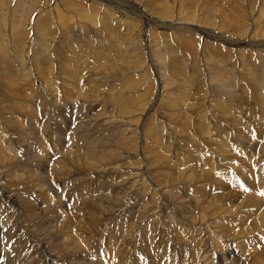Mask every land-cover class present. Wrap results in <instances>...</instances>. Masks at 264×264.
<instances>
[{
	"label": "bare ground",
	"instance_id": "1",
	"mask_svg": "<svg viewBox=\"0 0 264 264\" xmlns=\"http://www.w3.org/2000/svg\"><path fill=\"white\" fill-rule=\"evenodd\" d=\"M5 1L0 0V5L5 4ZM48 1H50L51 4H53V6L49 5L47 7H43V9L38 13V17L35 19V21L33 23L31 22L32 23L31 25L37 23V26L33 27L31 25H27L28 30H26L22 41L16 43L20 36L17 37V39L15 38L16 42H14V44L18 48H20L19 50L22 55L17 56L18 59H14L15 57L13 56L14 58L12 59L17 60L16 61L17 64L14 63L13 61L11 64L5 62L6 63L5 66L0 64L3 66L2 71H0V82L4 80V84L9 86L10 88L11 87L17 88L15 90H21L23 93L26 92L24 91L26 88L30 87L31 90L29 91L32 92L34 91V93L35 91L39 92V95L40 93L43 94L44 90L43 91L36 90V87L39 88L43 83L41 80L39 81L40 84L37 83L36 78L38 77L39 79L40 77L37 75L38 71L36 72V69L37 67L42 68L44 65H48V66L51 65L52 67L53 64H55L53 63L54 61L53 57L56 58V55L63 56L64 51L60 50V44H59L60 41L61 43H64L68 47L67 50L70 51V47H71L70 42L75 41L80 37L74 35L71 41L66 42L63 38H66L65 36L68 33H71L73 35L74 33H76V31H79L78 29L82 27L85 28L92 27L91 28L92 30L89 29L86 32V37L91 36V34L96 35V39L90 38L91 40L89 42L94 48H95L94 45L98 42V40L99 41L101 40L102 42L101 41L100 42L103 43L104 45H113V42L108 40L109 38L108 36L113 35L112 37H114V35L115 36L118 35L119 37L120 34L122 35L123 33L129 39V35H130V39H131L130 41H132L131 44H129L130 47L128 45L127 47L125 46L126 48L125 47L123 48L124 45H122L121 47H119V49L123 48V50L120 51L122 55L120 53L119 54L121 56H125L123 55V53L128 52L129 57L126 55L128 59L125 60L126 61L131 60L133 62L132 66L135 65L137 68L141 69L139 75L136 73L137 71L131 70V68H133L132 66H129L131 63L130 64L127 63L128 64L127 69L132 73V78L130 79L134 78L135 80L136 78H138V76H141L140 77L141 79H143V77H145V79H148L151 76V74L153 75L154 81L156 82V84L154 83V85L156 86L158 83V89H159L156 102L154 101L153 104L149 106V104H151L150 103L151 101L149 102L150 95L153 93L152 90L153 85L152 86L147 85L150 79L147 81V83L141 82L142 80L139 79L135 87H130L129 90L128 87L126 89L128 91L126 92L122 91L124 94L119 97L120 101L114 100L113 104L115 105L114 107L115 110L116 108L121 110L122 114H123V110L125 109L128 110L130 107H132L133 108L132 111L134 112L138 111L139 114L141 113L144 116L143 119L142 120L141 118L140 120H138V118L136 119L135 116L138 113L133 115L134 113H132L131 111L128 112L132 113V115H129L127 117H126L127 114L111 115L112 113L110 114V116L108 115L105 116L108 117V120L110 122L114 123L115 121H117L116 128L118 130L115 129L117 130L116 133L114 131H111V129L109 130L111 132H114V134H116V136L118 137V140H120L121 142L123 141V143H125L130 138L128 137L129 133L125 131L126 129L123 130L125 128V125L135 123L137 128L140 127L141 133L144 130V127L147 125L146 136L144 135L142 139L143 144L140 146L141 158H139L142 159L140 161H144V162L147 161V166L144 171L140 173L135 172L136 174H131V176H129L131 178H129L128 176L125 177V179L123 178L125 181L127 178V183L124 184L123 181V184L125 186L122 187H119L122 185V182L121 185H119L120 183L118 184V182L121 181V179L119 178L120 180H118V182L116 181L117 179H115V174H118L117 170H115V168H117L116 166L115 167L108 166L109 168L106 167L104 171H100V172L98 171L99 173H96L98 174V178L99 179L103 178L107 184H114L116 186V189L120 188L121 189L120 192L121 193L123 192V195H121L123 197L122 200L119 199L116 200V197L114 198L113 196L118 194V192L113 190L114 195H110L108 191L106 196H112L113 198L112 197L109 199L106 198L107 201L105 202L104 205L102 203L104 202V197L103 200H97V198L94 199L90 196L91 197V198L89 197L90 203L86 205L89 207V213H88L86 208H82L84 206L83 204L82 207H80V209L82 208L80 210L79 209L80 204L78 205L76 203L77 202L76 199L78 198L80 199L81 197V196L76 197L77 192L80 190L79 192L84 193L85 191H87L88 188V187H83L87 184L82 185L81 183H79L76 177L84 179L86 173L84 172L85 174L84 175L82 174V170L81 171L79 170L80 168L78 167H80V165L78 166L77 158L76 159L70 158L72 155L75 154L73 153L74 151L73 147L78 146V145L73 146L72 143H74L79 138H81L83 142V138H85L84 135L83 138L80 137L81 134L83 133L82 131L83 129L82 126H84L83 122H85V120L84 121L81 120L82 111L78 110L76 113L75 110L72 109L80 118V120L76 122H72V120L67 121L66 119L61 120V121L64 120L63 122H61L62 124L61 131H63V133H65L64 131H68L67 135L70 134V136L67 137L70 138L68 141L65 140L66 139L65 137L67 135L61 136V140L62 141L64 140V142L66 143L65 145H67L66 147H62L63 146L62 144L61 145L58 144L59 145L58 148L55 145L57 140L51 137L52 138L51 141L53 143V150H52L53 153L49 154V152H43L41 158L35 155L33 156L34 158L32 157L33 159L29 160V162H25L27 160L22 161L23 159L22 160L20 159L22 156L21 157L20 155L15 156L13 155L14 153H12V150H8L7 154L5 155L4 153L3 156V157L6 156L7 160L2 158V156L0 157V159L2 158V160H0V164H3L0 166L5 167L6 169H8L10 166V169L8 171L6 170L7 172H9V174L7 176V173L6 174L4 173L5 174L4 178H3L4 171L3 169L0 170V196L5 201L4 203L0 204V264H92L88 262L91 259L97 260L99 264L102 260L108 259L106 255H109V258L115 264L116 260L124 263V261L119 258L121 255L134 256L135 254L137 255L135 257L136 264H156V263L182 264L181 263L182 260L180 261V259L177 258V256L176 257L175 256L168 257V255L167 257L164 256L165 253L162 252V249L166 250L165 248L167 246L168 247L175 246V248H178L180 250H183L182 247L184 249L186 248L190 252L192 257L191 259L190 255H188L190 257L189 260L191 259L190 263L188 264H233L232 262H238L239 258L234 260L233 246L235 245L236 240H241V238H244L253 232H258L264 227V208L258 209L251 195L247 194L245 196H242L240 193H236V192L233 193L226 190L224 185L220 181H218L214 177V174L212 173L215 172V165L213 160L209 168L210 171L212 172H209V169L204 168L205 166L200 167L201 163L206 161V159L200 162L197 161L195 158L194 159L196 160L195 162L193 161V159H190V161L189 159L186 160L185 158H183V160H180L178 159V157L181 155H185L183 153L190 154L191 152L193 154L196 153L201 156L202 151L205 149V147H206L205 149L206 154L210 153V154L218 155L219 157H226L225 154L229 152L228 146L226 144L227 141L228 143L230 141H240L243 142L246 146H248L249 149L264 152V29H263L264 20L259 21L261 16L259 17V19L258 17L257 18L254 17L253 15L254 8H252L253 0L249 1L248 4L246 3L247 6L245 7L244 5L239 7L238 4L240 2L236 4L235 0H223V3L222 2L221 3L227 4L224 5L227 7L226 9L232 7L234 11L232 13L234 14L225 11L224 12L228 14H224L223 11L220 12L223 14L219 18H222L223 20L222 23L224 22L222 25L220 24L221 25L220 27L215 25V21L217 20L216 17L212 18V16H210L202 20L199 17H197L194 11H193L194 13H188L185 10V7L183 9L182 7L183 3L182 4L176 3V1L171 2V4L168 2V0L165 1V3H163V7L164 6L167 7L164 8L161 7L162 4H158L156 8L158 7L161 8V9L159 8L161 12L159 13V19H158V17L156 18V16L155 17L150 16L148 12L143 11L144 9L142 7L139 8L138 5L140 6V3L137 4V2L135 4H132L133 6L132 9L130 10L128 9L122 12L121 9L118 10L115 8L114 11H110L108 7L105 8L104 6L103 7L99 6L101 5L99 1H103L106 3V5H109L107 3V1L109 0H84L85 2L87 1L90 3L85 5L86 10H82L85 17L82 18L78 17V20L82 22L83 19H85L88 21L87 23H89L91 26L88 25L87 23H83L78 25L77 28L75 24L71 23L72 16L68 15V13L69 11L75 9L72 4L73 2L78 6L82 5L77 2L78 0H76V2L73 0H66L65 2L62 0L61 2L60 0H48ZM143 1L141 0V3ZM151 1L153 3V0ZM181 1L184 2V0ZM185 1L187 3L188 0ZM199 1L201 0H197L195 2H199ZM242 1H244L243 3H245V0ZM256 1L258 2V0ZM216 2L218 1L216 0ZM190 3L191 5H193L192 2ZM207 3H205V5ZM155 4L153 3L152 6H155ZM191 5L189 8L191 9L193 8L194 10V6L191 7ZM208 7L211 6H206V9H209ZM260 8L262 9V7ZM196 9L202 10L203 7L202 9L200 8H196ZM211 10H209V12L213 13V11ZM216 10L214 11L216 12ZM199 12L201 13V11ZM152 13L153 12H151V14ZM203 14L205 15V12ZM114 15H118V16L115 17ZM133 15H136L135 20H132ZM205 16H209V15H205ZM139 17L142 20H140ZM38 18L40 19L37 21ZM166 19H168L169 21H166ZM235 19H237L238 21L237 27L231 25L232 21H234ZM79 21L76 20L77 23ZM139 23L141 24L140 29L138 28ZM150 24H161L162 28L163 27L166 28L164 30H169L167 34H163V35H169L170 32L171 40L169 38L167 39L162 36H156L154 33L150 35L148 42V37L150 33L148 34V31L144 32V27L146 28V26ZM262 25H263L262 28L263 30H261ZM228 28H230V30L232 29L235 31L233 35H230L231 32L230 34L225 33L226 31L225 29ZM155 31L157 30H154V32ZM23 34L24 33H22V35ZM57 35L59 36L57 37L56 46L52 47L51 44L53 43L52 40L55 39ZM178 36L180 38L185 39V42L183 41V39H180L181 42L183 41L184 44L186 45V46L184 45L183 48L186 47V50L191 49L192 50L191 52L193 51L194 52L191 53L189 51H186L185 52L186 58H184V60H182V62L180 63L182 66L180 75L183 77L184 83L182 84L180 83V85L171 87V85H169V82H171L173 78L171 77L170 79L169 72L170 74H174V73L176 74V67H175L176 61H180L178 60L179 57H185L182 51L181 53H179L181 48V46H178L177 44L179 41L177 43L174 41L176 40V38L179 39ZM124 38L122 40H125ZM201 38H205V40ZM201 40L203 42H201ZM208 40L214 41L217 44L214 45L213 43H210ZM12 41H14V39ZM3 42L4 41L3 39H1V35H0V51L3 50V45L5 43ZM218 43L221 46H227L225 52ZM32 44L37 46L38 52L36 50V46H32ZM169 44H171V46H168ZM193 45L195 49L192 48ZM30 46H32L31 47L32 51L30 50ZM199 48L202 49L200 50ZM234 48H236L235 54H233ZM100 49L99 52L101 51ZM107 49L108 48L106 47V50ZM109 50L110 49H108V51ZM199 50L200 52L202 51V53H199ZM77 51L79 50H76L75 52ZM91 52L93 51L91 50ZM102 52L103 51H101V53ZM28 53L32 54L31 58L33 63L35 64L32 67L30 66L31 65L30 63L31 61H29L30 59L28 60L26 59ZM78 53L79 52H77V54ZM172 54L175 58H172L170 61H166V59L167 58L169 59V57L172 56ZM195 54H197L198 56L197 58L198 59L197 64L199 68L198 71H196L197 66L191 62V59L193 58L192 56ZM103 57L106 56L104 55ZM103 57L101 58L103 63L105 64L109 63L108 60H106L107 62H105L103 60ZM56 60H58V58ZM112 60L110 62H112ZM147 60L149 63V67H152L153 73L152 72L150 73V71L146 68V66H144V62L145 64H147L146 63ZM120 61L122 60L120 59ZM126 61H124V63ZM41 62H43L44 65H41L42 64ZM113 67L115 68L116 66L113 65ZM168 67L171 68L175 67V70H168ZM37 70L41 71L39 72L41 74L42 73L44 75L49 74L47 70L43 72H42L43 69L42 70L37 69ZM54 72H56V70ZM97 72L98 71L95 69L94 72H92V75L90 74L91 72L88 74H90L89 76L91 78V76H93ZM64 73L67 76L69 75L68 72H64ZM23 77H25V80L27 79L26 80L27 82L25 81V85L18 83V81H21ZM94 78L91 79L92 84L97 89L99 85H97L96 82L97 78L96 79ZM106 78L108 77L106 76ZM46 79L47 78L44 79L42 78L43 81ZM80 79L82 80V77ZM51 82L48 81V83L43 84V86L45 85L46 88L47 87L50 88L47 89L50 91V93L53 92L51 94H53L60 101L59 99L60 97L59 95H61L60 90L59 92L57 91V87L59 89V85L52 84ZM56 82L58 83V81ZM80 84H78V86ZM89 84L91 85L90 81ZM98 84L102 85V83H98ZM131 84L133 85V83ZM6 85H4V87ZM85 85L86 84H84V86ZM4 87L3 84H0V95H1L0 97H4L2 95L6 94V93L2 94V88ZM99 87L101 88V86ZM122 88L123 87H121V89ZM170 88H174L175 91L173 93L169 92L168 90ZM14 93H16V91ZM117 93H121V92H117ZM79 95L81 94L79 93ZM16 96H18L20 100L18 98L14 100L17 101L19 100L20 104H22L21 100L24 99L25 97L23 98L20 95H16ZM25 96L28 99L30 98L27 95ZM31 96H34V94H32ZM193 96L196 98L194 99L195 102L197 100L196 104H194L193 102H192L193 105H191L192 103H190V105H187V103L184 104L187 98H191ZM41 97L40 99L44 98ZM82 97L86 98V95ZM13 98L16 97H14L13 95ZM67 98L69 99V97ZM24 100L23 102L27 101ZM12 102L14 103V101ZM0 103H1V99H0ZM124 103H130V105H126ZM170 104L172 105V107H170L171 109L169 108ZM1 108H4V106ZM15 110L16 109L13 110L14 111V113H12L13 116L14 114L16 115ZM105 110L106 109L100 110L101 115H102V111ZM113 111L111 110V112ZM149 111L153 112L152 119L148 120L150 122L147 121V119L150 116ZM19 113L20 112H18V114ZM19 118L21 117L19 116ZM85 118H87L86 120H89L90 116L89 118L88 117ZM102 118H98V120L100 121L102 120ZM57 119L58 118H56L55 120ZM76 119H78V117H76ZM95 119L97 120V117ZM105 119L107 120V118ZM58 121H60V119H58ZM90 121H93L92 122L93 124H89L88 127L90 126L92 127L96 125L94 122V118L91 119ZM123 125L124 128L121 130ZM56 126L54 127L56 128ZM253 127H256V130L258 131V135H254V133L251 132V129ZM244 128L245 130L243 132ZM53 133L55 134V131ZM45 134L46 133H44V135ZM89 134L86 133L85 135L88 136ZM30 136L36 137V135L35 136L30 135ZM96 136L97 135H95V139H97ZM149 136L154 138V147H155V148L153 147L154 153L151 152L149 147L148 150L146 149V145H147L146 138H148ZM258 136L262 137L260 142H256ZM28 139H30V137ZM85 139H87V137ZM151 139L152 138H150V140ZM78 141H80V139ZM105 143H106L105 141L102 142L103 145ZM24 144L22 146H25ZM102 144L100 143V145H98L97 143L90 141L88 145H90L91 149H88L89 151L87 152L89 154L94 153V155H96L97 153L99 154V152L102 153V151L103 153H107L108 150L107 152H104L105 150H101ZM108 144L110 143L108 142ZM131 144L133 145V143ZM22 146L20 148H22ZM231 147L244 156L245 155L252 156L253 154L252 151L243 152L237 144ZM23 149H25V147ZM49 150L50 149H48V151ZM109 150H110L109 152H111L112 149ZM186 150H188V152ZM27 153H25L24 156ZM71 153L73 154L70 155ZM88 153L87 155H89ZM155 153L161 159V161L159 162L161 163L160 165L159 163L158 165H155L154 159L157 158V156H155V158L153 156V154ZM15 157L16 159H14ZM80 157H82V155ZM87 160L89 161L90 158L89 159L87 158ZM92 161L93 160H91V164H94L92 163ZM151 161H153L151 163L152 166L151 168L155 167L154 170H150V167H148L149 166L148 162ZM9 163L12 164L8 165ZM79 163L81 164V162ZM135 165H137V163H135ZM87 166L89 167V165ZM198 167L204 168V170L203 169L200 170L198 169ZM49 168L51 169V171H49ZM126 168H128L127 164L124 169ZM134 168H136V166ZM92 169L91 168L89 169L90 172L92 171ZM121 169H123V167H121ZM95 172L97 171H94V173ZM110 176L112 178H110ZM9 177L12 178L9 179ZM14 177L17 178V180L19 181H16L15 179L13 180ZM49 177L50 178L52 177L51 181H49L50 180L48 179ZM83 179L81 180L82 183H84ZM93 179L94 178L92 177V180ZM80 186L83 188H81ZM211 186H216L218 188L217 192H213L211 190ZM189 187H192L194 189V192H191ZM52 191H55L57 196H53L51 193ZM104 193L105 192H102V194ZM97 194H94V196ZM22 195L26 197L28 196L27 199L24 200L22 198L23 197ZM33 196H35V198ZM83 199H86L87 202L89 200V199L87 200V198H84V196ZM95 201L97 202V206H95L94 208L90 207L91 202H95ZM92 204L94 205V203ZM101 204H103L107 210H105V212L101 211L103 213V217L101 216L95 218V215L98 214V210H97L98 206H101ZM247 208L257 209L258 213L257 214L248 213L246 212ZM83 209H86L87 212L86 215L89 214V216L93 219V222L91 221L82 222L80 219L81 222L78 225L79 218L77 219L76 216L74 215L76 213L75 210H77L78 213L80 210V212L82 213ZM83 216L85 217L84 214ZM83 216L82 218H84ZM77 217L80 216L78 215ZM86 217L84 218L85 221H86ZM91 218H88V220L89 219L91 220ZM230 218L239 220L238 229H236L235 226H233L234 229L229 228L230 225L226 221L229 220ZM105 223L107 224L113 223V224L110 226L108 225V227H104V228L101 227V225L103 226ZM102 229L106 234L103 232L99 238H96L93 235V233L97 231V233L101 234ZM168 239H173V240H171V242H168L167 241ZM179 239L182 240L183 242L180 243V245H177L175 241L176 240L178 241ZM154 244L157 245V247H154ZM175 248L173 247L172 251H174ZM168 249L170 248H167V251H169L170 253V250ZM262 252L263 250L260 249L259 247L251 250L250 248H248L247 250L242 251L243 257H241L240 259L241 264H264V255H262ZM183 254L180 253L179 255H182L186 258V253L185 255ZM152 256H154L153 259L152 260L149 259ZM185 262L186 261H184V263Z\"/></svg>",
	"mask_w": 264,
	"mask_h": 264
},
{
	"label": "rangeland",
	"instance_id": "2",
	"mask_svg": "<svg viewBox=\"0 0 264 264\" xmlns=\"http://www.w3.org/2000/svg\"><path fill=\"white\" fill-rule=\"evenodd\" d=\"M5 1V0H4ZM62 1H66V0H62ZM73 1H75L76 2V0H73ZM84 0H78L77 2L78 3H80V4H82V5H76L74 2L72 3L73 4V6H74V8L75 9H73L72 11H69V13H68V15H71L72 16V22L71 23H73V24H75V26H76V28L78 27V25H80V24H83V23H87L88 21L87 20H85V19H83V21L82 22H80L79 20H78V17H85V15H84V13H83V11L82 10H86V4H88V3H90V2H83ZM138 1H140V2H138ZM143 1V0H142ZM150 1V2H149ZM144 0L142 3H141V0H109V1H107V3L110 5H106V3L105 2H103V1H99L100 2V4L101 5H99V6H104L105 8H107L108 7V9L110 10V11H114V9L116 8V9H118V10H120L121 9V11L123 12V11H125V10H130V9H132V4H135L136 2H137V4H139L140 3V6L138 5V7L140 8V7H142L144 10L143 11H145V12H148V14H150V16H156V18L158 17V19H159V13L161 12V8L160 7H158V8H156V6L158 5V4H162L161 5V7L162 8H164V7H167V6H164L163 7V3H165V1H167V0H157V2H156V0H153V3L155 4V6H152V1L151 0ZM176 1V3H180V4H182V7H183V9H184V7H185V10L188 12V13H194L195 12V14L197 15V17H199L200 19H202V20H204V18H208V17H210V16H212V18H214V17H216V21H215V25L216 26H218V27H220L223 23H222V18H219L223 13H220V12H230L231 14H234V13H232V12H234L233 11V8L231 7V8H228V9H226L227 7L226 6H224V5H227L226 3H224V4H222L223 3V0H217L218 2H216V0H201V1H199L200 2V4H199V2H195V1H197V0H188L187 1V3H189V4H187L186 3V1L184 0V2L183 1H181V0H173V1H169L168 0V2L171 4V2H175ZM178 1V2H177ZM207 1H208V3H207ZM211 1H214V2H211ZM236 1V4H238L239 2V4H238V6L239 7H241L242 5H244V7L245 6H247V4H248V2L249 1H252V0H245V3H243L244 1H242V0H235ZM247 1V2H246ZM261 1V2H260ZM263 1V2H262ZM29 2V3H28ZM60 2H61V0H60ZM103 2V3H102ZM148 4H147V3ZM190 2H192L193 3V5H191V3ZM216 2V3H215ZM222 2V3H221ZM130 3V4H129ZM204 3V4H203ZM205 3H207L206 5H205ZM247 3V4H246ZM262 3V4H261ZM194 4H196V5H194ZM258 4V5H257ZM261 4V5H260ZM43 5V6H42ZM49 5H52L53 6V4H51V2L50 1H48V0H6L5 1V4H2V5H0V35H1V39H3V41L5 42H3L4 43V45H3V50L2 51H0V64H2L3 66H5L6 65V63H9V64H11L12 63V61L14 62V63H16V61L17 60H14V59H18V57L17 56H21L22 54H21V52H20V48H18L15 44H14V42H16V39H17V37H19V39L17 40V42L16 43H18L19 41H22L23 40V38H24V35H25V32H26V30H28V27H27V25H31L34 21H35V19L38 17V13L43 9V7H47V6H49ZM146 5V6H145ZM187 5V6H186ZM190 5H191V7H193L194 6V10H193V8L191 9V8H189L190 7ZM201 5V6H200ZM203 5V6H202ZM233 5V4H232ZM231 5V6H232ZM260 5V6H259ZM263 5V6H262ZM3 6V7H2ZM206 6H211V7H208L209 9H206ZM216 6V7H215ZM256 6V7H255ZM258 6V7H257ZM82 7V8H81ZM186 7H187V9H186ZM202 7H203V9H202ZM223 7H225V8H223ZM260 7H262V9L260 8ZM3 8V9H2ZM160 8V9H159ZM196 8H200V9H202V10H199V9H196ZM252 8H254V11H253V15H254V17L255 18H257L258 17V19H259V17L261 16V18L259 19V21L261 20V21H263L264 20V0H258V2L256 1V0H253V6H252ZM258 8V9H257ZM260 8V9H259ZM40 9V10H39ZM159 9V10H158ZM212 9V10H211ZM217 9V10H216ZM220 9V10H219ZM247 9V8H246ZM257 9V10H256ZM15 10V11H14ZM190 10V11H189ZM197 10H198V12H197ZM209 10H211V11H213V13L212 12H209ZM214 10H216V12L214 11ZM256 10V11H255ZM5 11V12H4ZM155 11V12H154ZM194 11V12H193ZM199 11H201V13L204 11L205 12V15H209V16H205L203 13L201 14ZM208 11V12H207ZM14 14H13V13ZM30 12V13H29ZM73 12V13H72ZM151 12H153L152 14H151ZM214 12H215V14H218V15H215L214 14ZM224 12V14H228V13H225ZM77 15H76V14ZM156 13V14H155ZM197 13H199V14H197ZM207 13V14H206ZM211 13V14H210ZM245 13V12H244ZM14 16H13V15ZM28 14V15H27ZM73 14H75V15H73ZM212 14H214V15H212ZM249 14V13H248ZM260 14V15H259ZM79 15V16H78ZM203 15V16H202ZM259 15V16H258ZM115 17L116 16H118V15H114ZM205 16V17H204ZM247 16V15H246ZM232 17H233V15H232ZM262 17H263V19H262ZM75 18V19H74ZM132 20H135L136 19V15H133L132 16ZM224 18V17H223ZM3 21H2V20ZM40 18H38L37 19V21L39 20ZM139 19H140V17H139ZM221 19V20H220ZM226 19V18H225ZM74 20V21H73ZM76 20L77 21H79L78 23L76 22ZM140 20H142V19H140ZM36 21V22H37ZM145 21V20H144ZM166 21H169L168 19H166ZM32 22V23H31ZM75 22V23H74ZM88 25H90L89 23H87ZM221 24V25H220ZM20 25V26H19ZM156 25V26H155ZM231 25L232 26H234V27H237L238 26V21H237V19H235L234 21H232V23H231ZM31 26H33V27H35V26H37V23H34V25H31ZM74 26V27H75ZM91 26V25H90ZM151 26V27H150ZM157 26H158V28H157ZM92 28V27H91ZM90 27H88V28H85V27H82V28H80V29H78L79 31H76V33H74L73 35L71 34V33H68L65 37L66 38H63L66 42L67 41H71V39H72V37L74 36V35H76V36H78V37H80L79 39H77V40H75V41H71L70 42V44H71V47H70V51L69 50H67L68 49V47L64 44V43H61V41H60V50L61 51H64V53H63V56H59V55H56V58H54L53 57V63H55V64H53V66L51 67V65H44V63L43 62H41L42 64L41 65H44L42 68L40 67H37V69H40V70H42V72L43 71H48V75H44L43 73V75L41 74V73H39V72H41V71H39V70H37L36 69V72H37V75L41 78H39L38 79V77L36 78V81H37V83H39L40 84V80L43 82L42 84H41V86L38 88V87H36V90H44L43 91V94L42 93H40V95H39V92H36L35 91V93H34V91L32 92V91H29V90H31V88L29 87V88H26L24 91H26V92H22L21 90H15V89H17V88H13V87H9V86H7L6 84H4V80L3 81H1L0 82V84H3V87H4V85H6L4 88H2V94H4V93H6V94H4V95H2V96H4V97H6V98H4V97H0V99H1V103H0V142H1V144H0V157L2 156V158H4L5 160H7L6 159V156L5 157H3L4 156V153H5V155L7 154V151L8 150H12V153H14L13 155H15V156H19L20 155V159L22 160V161H25V160H27V161H25V162H29V160H31V159H33L34 157L33 156H39L40 158H41V155L43 154V152H49V154H52L53 153V143H52V141H51V139L53 138H55L56 140H57V142H56V146L59 148V145L58 144H62L63 146L62 147H66L67 145H65L66 143L64 142V140L62 141L61 140V136H63V135H67V133H68V131H64L65 133H63V131H61L62 129H61V122H63V121H61L62 119H66L67 121L68 120H72V122H76V121H78V120H80V118H79V116L76 114L77 113V111L79 110V111H82L81 112V120H85V122H83V124H84V126H82V131H83V133L81 134V136L80 137H82L83 138V135H84V137L86 138L87 137V139H85V138H83V142H82V139L81 138H79L80 139V141H78V140H76L74 143H72V145L74 146V145H78V146H74L73 148H74V151H73V153H75L74 155H72L73 153H71L70 155H72L70 158H73V159H76L77 158V161H78V166L80 165V167H78V168H80L79 170L81 171L82 170V174H84V172L86 173V175L84 176V179H83V182L84 183H82V179L81 178H79V177H76L77 179H78V181H79V183H81L82 185H85V184H87V185H85V186H83V187H88L87 188V191H85L84 193H82V192H77V194H76V197H78V196H81L80 197V199L78 198V199H76V203L79 205V209H80V207H82V204L84 205L82 208H86L87 209V212L89 213V207L88 206H86L88 203H90V199H89V197L91 196L92 198H94V199H96L97 198V200H103V197H104V202H102L104 205H105V202L107 201V199H109V198H111L112 196H106L107 195V192L109 191V194L110 195H114V191H117L118 192V194H116V195H114L113 197L115 198L116 197V200H122V197L123 196H121V195H123V192L121 193L120 191H121V189L119 188V189H116V186L114 185V184H107L106 183V181H104V179L103 178H98V174H96V173H99L100 171H104L105 169H106V167L107 168H109L108 166H110V167H117V168H115V170H117V172H118V174H115V179H117L116 181L118 182V180H120L121 179V181H119L118 182V184L119 185H121V182H122V185L121 186H119V187H122V186H125L124 184L125 183H127V178H126V181L124 180L125 179V177H129V176H131V174H136V173H140V172H142V171H144L145 170V168H146V166H147V161H140V160H142V159H139V158H141V145L143 144V137H144V135L146 136V129H147V125L144 127V130L142 131V133L140 132V127L139 128H137L136 127V124L135 123H133V124H127V125H125V128H124V125H123V127L121 128V130L123 129V130H125V131H127V133H129L128 134V137H130L125 143H123V141L121 142L120 140H118V137L116 136V134H114V132L116 133V131L118 130L116 127H117V121H115L114 123L113 122H110L109 120H108V117H106L107 115L108 116H110V114L111 115H116V114H122V111L121 110H119V109H117L116 108V110H115V105L113 104V101L114 100H118V101H120V99H119V97L120 96H122L124 93L122 92V91H124V92H126V91H128L129 89H130V87H135L136 86V83H137V81L139 80V79H141L140 77L141 76H138V78H136L135 80H134V78L133 79H130V78H132V73H131V71H128V69H127V65L128 64H130L129 66H132L133 64V62L130 60H125V59H128V52H125V53H123V55H127L126 57L125 56H121L122 55V53H120V51L121 50H123V48L126 46H128L129 44H131V42L132 41H130L131 39H130V35H129V39H128V37H126L123 33H122V35L120 34V36L118 37V35L117 36H115L114 35V37H115V39H114V37H112V36H108L109 38H108V40L109 41H111V42H113V45H104L103 43H101L99 40H98V42L94 45L95 46V48L89 43L90 42V38H93V39H96V35H92L91 34V36H89V37H86V32L89 30V29H91ZM138 28L140 29L141 28V24L139 23V25H138ZM151 28V29H150ZM263 28V25L261 26V30H263L262 29ZM164 29H166L165 27H163L162 28V26H161V24H150V25H148V26H146V28L144 27V32L146 31H148V34H149V37H148V42H149V38H150V35L151 34H154L155 33V35L156 36H162V37H164V38H171V35H170V32H169V35H163V34H167V32L169 31V30H164ZM81 30H82V32H81ZM92 30V29H91ZM154 30H157V31H155L154 32ZM226 30V31H225ZM224 31H225V33H227V34H230V32H231V34L230 35H233L234 34V30H230V28H228V29H225ZM24 31V32H23ZM152 31V32H151ZM164 31V32H163ZM222 31V30H221ZM223 31V32H224ZM81 32V33H80ZM163 32V33H162ZM233 32V33H232ZM20 33V34H19ZM22 33H24L23 35H22ZM92 33H93V31H92ZM95 33V32H94ZM160 33V34H159ZM85 34V35H84ZM157 34H159V35H157ZM84 37H83V36ZM4 36V37H3ZM59 35H57L56 36V38L55 39H53L52 40V42L53 43H51L52 44V47L53 46H56V42H57V37H58ZM180 36V35H179ZM178 36V37H179ZM113 39H112V38ZM116 37H117V39H116ZM125 37V38H124ZM5 38H6V40H5ZM16 38V39H15ZM21 38V39H20ZM125 39V40H122V39ZM14 39V41H12ZM119 39V40H118ZM127 39V40H126ZM180 39H183V38H180L179 37V39L178 38H176V40H174L176 43L179 41L180 42V45H179V42L177 43L178 44V46H181V48H180V52L179 53H181V51H182V53L185 55V57H179V59L178 60H180V61H176V63H175V67H176V74L174 73V74H170V72H169V77H170V79H171V77L173 78V80H171V82H169V85H171V87H174V86H177V85H180V83L182 84V83H184V79H183V77L180 75V72H181V68H182V66H181V62H182V60H184V58H186V54H185V52L186 51H189V52H191L192 50L191 49H188V50H186V47L185 48H183L184 47V42H185V39H183V41L181 42V40ZM201 39H204L205 40V38H201ZM78 40H79V42H78ZM85 40V41H84ZM89 40V41H88ZM129 40V41H128ZM171 40V39H170ZM12 41V42H11ZM116 41V42H115ZM124 41V42H123ZM209 41V40H208ZM76 42H77V44H76ZM85 42V43H84ZM118 42V43H117ZM128 42V43H127ZM130 42V43H129ZM201 42H203L202 40H201ZM210 43H213L214 45L215 44H217L216 42H214V41H209ZM54 43H55V45H54ZM74 43V44H73ZM63 44V45H62ZM76 44V45H75ZM79 44V45H78ZM197 44V43H196ZM195 44V45H196ZM219 44V43H218ZM16 47H15V46ZM62 45V46H61ZM98 45V46H97ZM101 45H102V47H101ZM122 45H124L123 46V48L122 49H119V47H121ZM174 45V44H173ZM220 45V44H219ZM6 46V47H5ZM32 46H36V45H33L32 44ZM32 46H30V50L32 51ZM51 46V45H50ZM77 48H76V47ZM90 46V47H89ZM113 46H114V48H113ZM168 46H171V44H169ZM175 46V45H174ZM174 46H172V47H174ZM186 46V45H185ZM221 46V45H220ZM5 47V48H4ZM81 47V48H80ZM100 47H101V49H100ZM105 47V48H104ZM106 47L108 48V49H110L109 51H108V49L106 50ZM110 47V48H109ZM125 47V48H126ZM129 47H130V45H129ZM187 47H189V46H187ZM201 47V46H200ZM87 48H89V49H87ZM91 48V49H90ZM164 48V47H163ZM193 49H195V47H194V45H193V47H192ZM221 48L224 50V52L226 51V48H227V46H221ZM231 48H233V47H231ZM19 50V52H18V50ZM64 49H66V50H64ZM84 49H85V52H84ZM95 49H97V50H95ZM99 49L101 50V51H103L102 53H101V51L99 52ZM113 49V50H112ZM119 49V50H118ZM200 50L202 49V48H199ZM206 49V48H205ZM13 50V51H12ZM36 50H37V46H36ZM35 50V51H36ZM76 50H79V51H77V52H79L78 54H77V52H75ZM81 50V51H80ZM89 50H90V52H91V50L93 51V52H89ZM107 52H106V51ZM200 50H199V53H202V51L200 52ZM235 50H236V48H234V52H233V54H235ZM66 51V52H65ZM68 51V52H67ZM94 51H95V53H94ZM96 51H98V52H96ZM37 52H38V50H37ZM80 52H81V54H80ZM84 52V53H83ZM194 52V51H193ZM193 52H191V53H193ZM205 52H206V50H205ZM36 53V52H35ZM67 53V54H66ZM83 53V54H82ZM91 55H90V54ZM93 53V54H92ZM109 53V54H108ZM112 53H113V55H112ZM121 55H120V54ZM38 54V53H37ZM66 54V55H65ZM102 54V55H101ZM115 54V55H114ZM2 55V56H1ZM28 56L26 57V59L28 60V59H30L29 61H31L30 63H31V67L32 66H34L35 64L33 63V61H32V54H30V53H28L27 54ZM31 55V56H30ZM72 55V56H71ZM95 55V56H94ZM106 56V57H103V56ZM109 55H110V57H109ZM117 55H119V56H117ZM171 55V54H170ZM15 58H14V57ZM69 56H71V57H69ZM88 58H87V57ZM103 57V60L105 61V62H107L106 60H108V62L109 63H106L107 64V67H106V64L105 63H103V61H102V57ZM236 56V55H235ZM80 57V58H79ZM90 57V58H89ZM101 57V58H100ZM116 57V58H115ZM123 57V58H122ZM193 58L191 59V62L193 63V64H195L197 67V69H196V71H198V56H197V54H195V55H193L192 56ZM12 58H14V59H12ZM58 58V60H56ZM78 58V59H77ZM109 58V59H108ZM117 58H119V59H117ZM172 58H175L174 56H173V54H172V56H170L169 57V59L167 58L166 59V61H170ZM66 59V60H65ZM72 59V60H71ZM75 59V60H74ZM85 59V60H84ZM94 59H95V61H94ZM113 59V60H112ZM117 59V60H116ZM120 59L123 61H126L125 63H124V61L122 62V61H120ZM130 59V58H129ZM8 60V61H7ZM77 60V61H76ZM79 60V61H78ZM81 60V61H80ZM83 60V61H82ZM92 60H93V62H92ZM112 60V62H110ZM118 60H119V62H118ZM45 61V60H44ZM72 61H74V62H72ZM86 61H88V62H86ZM3 62V63H2ZM6 62V63H5ZM135 62V61H134ZM89 63H91V64H89ZM101 63H102V65H101ZM112 63H114V64H112ZM116 63V64H115ZM119 63V64H118ZM122 63H123V65H124V67H123V65H122ZM128 63V64H127ZM147 64H145V62H144V66H146V68L150 71V73L152 72V67H149V63H148V60H147V62H146ZM17 64V63H16ZM15 64V65H16ZM73 64V65H72ZM82 64H84V65H82ZM86 64H89V65H86ZM126 64V65H125ZM2 65H0V71H2V69H3V66ZM93 65V66H92ZM94 65H97V66H94ZM112 65V66H111ZM113 65H115L116 67L114 68L113 67ZM57 68H56V67ZM61 66V67H60ZM72 66V67H71ZM90 66V67H89ZM99 66V67H98ZM104 66V67H103ZM120 66V67H119ZM122 66V67H121ZM128 66V67H129ZM36 67V66H35ZM86 67V68H85ZM94 67H96V68H94ZM102 67V68H101ZM110 67H111V69H110ZM113 67V68H112ZM133 68H131V70H135V71H137L136 73L137 74H139L140 75V70L141 69H139V68H137L135 65L134 66H132ZM135 67V68H134ZM175 67L174 68H171V67H168V70H175ZM223 67V66H222ZM45 68H47V69H45ZM54 68V69H53ZM56 68V69H55ZM63 68H64V70H63ZM75 68V69H74ZM81 68V69H80ZM119 68V69H118ZM123 68V69H122ZM125 68V69H124ZM49 69V70H48ZM59 69V70H58ZM90 69V70H89ZM97 70L98 72L97 73H95L93 76L95 77H93V76H91V78H90V74L92 75V72H94V70ZM102 69H103V72H102ZM122 69V70H121ZM146 69V70H147ZM56 70V72H54ZM68 70V71H67ZM92 70V71H91ZM118 70V71H117ZM147 70V71H148ZM60 71V72H59ZM70 71H71V73H70ZM82 71V72H81ZM85 71V72H84ZM91 73H90V72ZM104 71H106V72H104ZM111 71H112V73H111ZM128 71V72H127ZM50 72H53L54 73V75H53V73H50ZM64 72H68L69 73V75L67 76V75H65V73ZM99 72H100V74H99ZM111 73V75H110V73ZM126 72V73H125ZM56 73V74H55ZM72 73H74V74H72ZM79 73V74H78ZM84 73H86V74H84ZM88 73H90V74H88ZM102 73V74H101ZM114 73V74H113ZM153 73V72H152ZM84 76H83V75ZM128 74V75H127ZM41 75V76H40ZM61 75V76H60ZM71 75V76H70ZM75 75V76H74ZM45 76V77H44ZM51 76V77H50ZM54 76V77H53ZM59 76H60V78H59ZM82 77V80L80 79L81 77ZM86 76V77H85ZM89 76V77H88ZM106 76L108 77V78H106ZM124 76V77H123ZM58 77V78H57ZM65 77V78H64ZM99 77V78H98ZM103 77V78H102ZM42 78L44 79V78H47L46 80H42ZM57 78V79H56ZM92 78H94V79H96V82H97V85H99V86H101V88L98 86H96L97 87V89L95 88V86L92 84ZM49 79V80H48ZM69 79H70V81H69ZM80 79V80H79ZM122 79V80H121ZM124 79H126V80H124ZM128 79V80H127ZM150 79V80H149ZM27 80V79H26ZM25 77H23L22 78V80L21 81H18V83H20V84H22V85H25ZM106 81V83H105V81ZM109 80V81H108ZM130 80V81H129ZM142 81L141 82H145V83H147V81L149 80V82H148V84L147 85H153L152 87V90H153V93L150 95V99H149V102L151 103V104H149V106L150 105H152L153 104V102L155 101L156 102V98H157V95H158V92H159V89H158V83H157V85L155 86L154 85V83L156 84V82L154 81V78H153V75L151 74V76L148 78V79H145V77H143V79H141ZM146 80V81H145ZM48 81L49 82H51L52 84H58L59 85V89H58V87H57V91L59 92V90H60V94L61 95H59L60 97H59V99H60V101L53 95V94H51V93H53V92H51L50 93V91L48 90V89H50V88H46V86L44 85L43 86V84H46V83H48ZM55 81V82H54ZM56 81H58V83L56 82ZM60 81V82H59ZM68 81V82H67ZM84 81H85V83H84ZM89 81H90V83H91V85L89 84ZM99 81V82H98ZM101 81V82H100ZM127 81V82H126ZM176 81V82H175ZM16 82H17V80H16ZM27 82V81H26ZM54 82V83H53ZM75 82H77V83H75ZM87 82V83H86ZM108 82V83H107ZM112 82V83H111ZM120 82H123V83H120ZM135 82V83H134ZM179 84H178V83ZM61 85H60V84ZM81 83V84H80ZM98 83H102V85H100V84H98ZM118 83V84H117ZM120 83V84H119ZM131 83H133V85L131 84ZM172 83V84H171ZM174 83V84H173ZM177 83V84H176ZM71 84V85H70ZM74 84V85H73ZM75 84H76V86H75ZM78 84H80L79 86H78ZM84 84H86L85 86H86V89H85V86H84ZM104 84V85H103ZM110 84V85H109ZM117 85V87H116V85ZM123 84V85H122ZM108 85V86H107ZM122 85V86H121ZM93 86V87H92ZM114 86V87H113ZM125 86V87H124ZM7 87V88H6ZM62 87H64V88H62ZM80 88V90H79V88ZM105 89V91H104V89ZM110 87V88H109ZM119 87V88H118ZM121 87H123L122 89H121ZM129 87V88H128ZM168 87H170V86H168ZM44 88H46V89H44ZM67 88V89H66ZM73 88V89H72ZM77 88H78V90H77ZM108 88V89H107ZM116 88V89H115ZM128 88V90H126ZM63 89V90H62ZM75 89V90H74ZM85 89V90H84ZM91 89V90H90ZM96 89V90H95ZM103 91H101V90ZM120 89V90H119ZM171 89V90H170ZM168 91L169 92H174L175 90H174V88H170ZM13 90V91H12ZM46 90V91H45ZM100 90V91H99ZM5 91V92H4ZM12 91V92H11ZM16 91V93H14ZM48 91V92H47ZM56 91V92H57ZM66 91H69V92H66ZM91 91V92H90ZM20 92V93H19ZM46 92V93H45ZM83 92V93H82ZM88 94H86V93ZM100 92V93H99ZM117 92H121V93H117ZM37 93H38V95H37ZM79 93L81 94V95H79ZM90 93V94H89ZM94 95H93V94ZM99 93V94H98ZM155 93V94H154ZM32 94H34V96H31ZM45 94V95H44ZM58 94V93H57ZM70 94H72V95H70ZM96 94V95H95ZM101 94V95H100ZM154 94V95H153ZM13 95H14V97H16V98H13ZM16 95H20V96H22L24 99H22L21 101H22V104H20V98L18 97V96H16ZM25 95H27L28 97H30L29 99L25 96ZM37 95V96H36ZM44 95V96H43ZM67 96V95H69V96H67V97H69V99L67 98V97H65V96ZM86 95V98L85 97H82V96H85ZM1 96V95H0ZM12 96V97H11ZM41 98H43V99H40V97ZM47 96V97H46ZM63 96V97H62ZM94 96H96V97H94ZM71 97V98H70ZM74 97V98H73ZM76 97H77V99H76ZM91 97V98H90ZM99 97V98H98ZM152 97V98H151ZM154 97V98H153ZM12 100H11V99ZM19 99L18 101L17 100H14V99ZM65 98V99H64ZM67 98V99H66ZM8 99V100H7ZM10 99V100H9ZM153 99V100H152ZM194 99H196L194 96L193 97H191V98H187L186 99V101L184 102V104L185 103H187V105H190V103H194V104H196V102H197V100H196V102H195V100ZM23 100L24 101H26V102H23ZM31 100V101H30ZM73 100V101H72ZM79 100V101H78ZM82 100V101H81ZM192 100V101H191ZM12 101H14V103L12 102ZM17 101V102H16ZM28 101H29V103H28ZM8 102V103H7ZM16 102V103H15ZM31 102V103H30ZM73 102V103H72ZM112 102V103H111ZM18 103V104H17ZM25 103V104H24ZM26 103H27V106H26ZM33 103V104H32ZM40 103V104H39ZM58 103V104H57ZM123 103V102H122ZM193 103L191 104V105H193ZM11 105V107H10V105ZM124 104H126V105H130V103H124ZM7 105H8V107H7ZM19 105V106H18ZM32 105V106H31ZM131 105H133V104H131ZM4 106V108H1V107H3ZM25 106V107H24ZM67 106V107H66ZM74 106H75V109H74ZM112 106V107H111ZM17 107V108H16ZM19 107V108H18ZM30 107H31V109H30ZM73 107V108H72ZM170 107H172V105L170 104L169 105V108ZM184 107V106H183ZM7 110H6V109ZM16 109L15 110V113H16V115L14 114V116H13V114L12 113H14V109ZM71 108V109H70ZM114 108V109H113ZM1 109H3V110H1ZM11 110V111H9V110ZM13 109V110H12ZM23 109V110H22ZM30 109V110H29ZM67 109V110H66ZM68 109H69V111H68ZM75 110V112L73 111V110ZM77 109V110H76ZM104 109H106L105 111H102V115H101V111L100 110H104ZM130 109V110H129ZM128 110L127 109H125V110H123V114L122 115H126V117L127 116H129V115H132V113H134L133 115H135L136 113H138V114H136V119L138 118V120H140V118H141V120L143 119V115L140 113L139 114V112L138 111H132L133 110V108L132 107H130ZM171 109V108H170ZM22 110V111H21ZM59 110V111H58ZM62 110V111H61ZM111 110L113 111V112H111ZM119 110V111H118ZM20 112L19 114H18V112ZM32 111V112H31ZM68 111V112H67ZM74 113H73V112ZM84 111V112H83ZM128 111H131L132 113H129ZM175 111V110H174ZM9 112V113H8ZM26 112V113H25ZM57 112V113H56ZM120 112V113H119ZM124 112H126V113H124ZM8 113V114H7ZM32 113V114H31ZM38 113V114H37ZM66 113V114H65ZM69 113V114H68ZM82 113H84V114H82ZM85 113H86V115H85ZM90 113V114H89ZM149 113H150V116H149V118L147 119V121L149 120V119H152V117H153V112L152 111H149ZM30 114H31V117H30ZM36 114V115H35ZM73 114V115H72ZM74 114H76V115H74ZM100 114V115H99ZM152 114V115H151ZM11 116V117H9V116ZM17 115H19L21 118H19V116H17ZM29 115V116H28ZM41 115V116H40ZM99 117H98V116ZM106 115V116H105ZM8 116V117H7ZM71 116V117H70ZM89 116H90V119L89 120H86L87 118H85V117H88L89 118ZM103 118H102V117ZM5 117V118H4ZM76 117H78V119H76ZM97 117V120L95 119ZM2 118H4V119H2ZM32 120H31V119ZM34 118V119H33ZM56 118H58V119H60V121H58V119L57 120H55ZM70 118V119H69ZM94 118V122H95V126H90V127H88V125L89 124H93L92 122L93 121H90L91 119H93ZM98 118H102V120H98ZM105 118H107V120H108V122H109V124H108V122H107V120L105 119ZM8 119V120H7ZM5 120V121H4ZM9 120H10V122H12V123H10L9 122ZM15 120V121H14ZM20 120V121H19ZM24 120V121H23ZM40 120V121H39ZM6 121H8L9 122V124H8V122H6ZM19 121V122H18ZM31 121V122H30ZM56 121V122H55ZM97 121H99V122H97ZM15 122V123H14ZM23 122H25V123H23ZM57 122H59V123H57ZM127 122V121H126ZM148 122H150V121H148ZM21 124V126H20V124ZM10 124H13V125H10ZM41 124V125H40ZM45 124V125H44ZM55 124V125H54ZM64 124V123H63ZM153 124V123H152ZM9 125V126H8ZM50 125V126H49ZM56 126V128L54 127V126ZM68 125V124H67ZM28 126V127H27ZM30 126H32V127H30ZM51 126H52V128H51ZM112 126V127H111ZM135 126V127H134ZM6 127V128H5ZM40 127H42V128H40ZM46 127V128H45ZM87 127V128H86ZM99 129H98V128ZM258 127V126H257ZM23 130H22V129ZM28 128V129H27ZM37 128V129H36ZM128 128V129H127ZM34 129V130H33ZM40 129H42L43 130V133H42V130H40ZM92 129V130H91ZM109 129H111V131H114V132H111ZM115 129H117V130H115ZM25 130V131H24ZM32 131L31 133L30 132H28V131ZM38 130V131H37ZM40 130V131H39ZM45 130V131H44ZM244 130H245V128L243 129V132H244ZM20 131V132H19ZM35 133H34V132ZM51 131V132H50ZM55 131V134L53 133ZM61 133H60V132ZM101 131V132H100ZM110 131V132H109ZM136 131V132H135ZM13 132V133H12ZM16 132V133H15ZM24 132V133H23ZM41 132V133H40ZM251 132L252 133H254V135H258V131L256 130V127H253L252 129H251ZM9 133V134H8ZM21 133V134H20ZM23 133V134H22ZM27 133V134H26ZM29 133V134H28ZM44 133H46L45 135H44ZM47 133H48V135H47ZM49 133H50V135H49ZM86 133H90L88 136L87 135H85ZM92 133V134H91ZM110 133V134H109ZM138 133V134H137ZM13 134V135H12ZM25 134V135H24ZM38 134V135H37ZM62 134V135H61ZM102 134V135H101ZM108 134V135H107ZM6 135V136H5ZM11 135V136H10ZM20 135V136H19ZM30 135H33V136H35L36 135V137H32V136H30ZM59 135V136H58ZM95 135H97L96 137H97V139H95ZM98 135H101V136H98ZM27 136H29L30 137V139H28L29 137H27ZM70 136V134L69 135H67L65 138V140L66 141H68L70 138H67V137H69ZM24 137H26V138H24ZM32 137V138H31ZM52 137V138H51ZM94 137V138H93ZM99 137V138H98ZM117 137V138H116ZM3 138V139H2ZM136 138V139H135ZM150 138H152L151 140H150ZM25 139V140H24ZM27 139V140H26ZM36 139V140H35ZM40 139V140H39ZM93 139H95V140H93ZM106 139V140H105ZM147 139V145H146V149L148 150V147H149V149L151 150V152L152 153H154V138L153 137H148V138H146ZM149 139V140H148ZM262 139V137L261 136H258L257 137V141L256 142H260V140ZM20 140V141H19ZM30 142H29V141ZM8 141V142H7ZM24 141H25V144H24ZM88 141V142H87ZM90 141H93V142H95V143H97L98 145H100V143L102 144V142H106L104 145L102 144V148H101V150H105L104 152H107V150H108V152L110 151L109 149H112L111 150V152H107L108 154H110V155H108L107 153H103V151H102V153L101 152H99V154L97 153L96 155H94V153H88L87 151H89L88 149H91V147H90V145H88L89 143H90ZM102 141V142H101ZM132 141V142H131ZM108 142L110 143V144H108ZM111 142H112V144H111ZM135 142V143H134ZM149 142H150V145H149ZM9 143V144H8ZM30 143V144H29ZM32 143V144H31ZM35 143V144H34ZM123 143V144H122ZM131 143H133V145L131 144ZM12 144V145H11ZM25 145V146H22V145ZM28 144V145H27ZM132 145V146H130V145ZM136 144H137V147H136ZM226 144H227V146H228V150H229V152L228 153H226L225 155H226V157H219L218 155H214V154H210V153H208V154H206V147H205V145H204V147H205V149L202 151V155L204 154V152H205V154L202 156H200L199 154H196V153H192L191 151H189V152H191L190 154L189 153H183V154H185V155H181V156H179L178 157V159H180V160H183V158H185L186 160H188L189 159V161H190V159H193V161H195L196 162V160L197 161H200V162H202V160L204 161L205 159H206V161H204V162H202L201 163V165H200V167H203V166H205L204 168H207V169H209L210 168V166H211V162H212V160L214 161V165H215V172H212V171H210V169H209V172H212L213 174H214V177L218 180V181H220L223 185H224V187L226 188V190H228L229 192H236V193H240L242 196H245V195H251L252 197H253V199H254V202H255V205L258 207V209H262V208H264V152H260V151H256V150H253V149H249L248 148V146H246L243 142H240V141H230L229 143H228V141L226 142ZM238 145L239 146V148L243 151V152H246V151H252V156H248V155H241L240 153H238L236 150H234L231 146H233V145ZM29 145H31V146H29ZM115 145V146H114ZM231 145V146H230ZM10 146H11V149H10ZM22 146V148H20ZM89 146V147H88ZM119 146V147H118ZM125 146V147H124ZM4 147V148H3ZM25 147V149H23ZM34 147V148H33ZM50 147V148H49ZM106 147V148H105ZM121 147V148H120ZM134 147V148H133ZM154 147V148H153ZM6 148V149H5ZM9 148V149H8ZM26 148H27V150H26ZM44 148V149H43ZM72 148V149H73ZM108 148V149H107ZM118 148V149H117ZM48 149H50L49 151H48ZM82 149V150H81ZM85 149H87V150H85ZM136 149H138V150H136ZM4 150V151H3ZM30 152H29V151ZM85 150V151H84ZM21 151V152H20ZM27 151H28V153H27ZM42 153H41V152ZM76 151V152H75ZM78 151V152H77ZM84 151V152H83ZM99 151H100V149H99ZM117 151V152H116ZM136 151V152H135ZM187 152H188V150H186ZM195 151V150H194ZM3 152V153H2ZM33 152H34V154H33ZM116 152V153H115ZM25 153H27L25 156H24V154ZM31 153V154H30ZM82 153V154H81ZM87 153L89 154V155H87ZM134 153H136V154H134ZM140 153V154H139ZM21 154H23V155H21ZM106 154V155H105ZM134 154V155H133ZM70 155H68V156H70ZM82 155V157H80ZM94 155V156H93ZM97 155H99V156H97ZM116 155V156H115ZM118 155V156H117ZM187 155V156H186ZM74 156V157H73ZM76 156V157H75ZM84 156V157H83ZM93 158H91V157ZM107 156V157H106ZM109 156V157H108ZM153 156H154V158H155V156H157L156 155V153L155 154H153ZM194 156V157H193ZM28 157V158H27ZM33 157V158H32ZM79 157V158H78ZM86 157V158H85ZM95 157H97V158H95ZM102 157V158H101ZM199 157V158H198ZM204 159H203V158ZM2 158L0 159V160H2ZM85 158V159H84ZM87 158L89 159L90 158V162L87 160ZM100 158V159H99ZM104 158H105V160H104ZM107 158V159H106ZM111 158V159H110ZM130 158V159H129ZM158 156H157V158H155L154 160H155V165H158V163L161 161V159L159 158V160H158ZM196 158V160H194ZM14 159H16V157L14 158ZM78 159H80V160H78ZM84 161H83V160ZM101 159H103V160H101ZM87 160V161H86ZM91 160H93L92 161V163H94V164H91ZM96 160H98V161H96ZM109 160V161H108ZM157 160V161H156ZM82 161H83V163H82ZM133 161V162H132ZM135 161V162H134ZM139 161V162H138ZM173 161V160H172ZM192 161V160H191ZM79 162H81V164L82 165H84V166H82ZM89 162V163H88ZM153 161H151V162H148L149 163V166L148 167H150V170H154V168H151L152 166H151V163H152ZM85 163V164H84ZM99 163V164H98ZM103 163V164H102ZM111 163V164H110ZM135 163H137V165H135ZM10 164H12V163H9L8 165H10ZM101 164V165H100ZM108 164V165H107ZM118 164H120V165H118ZM126 164H127V167L128 168H126V169H124L125 167H126ZM145 166H144V165ZM161 163H159V165H160ZM0 165H3V164H0ZM87 165H89V167L87 166ZM95 165V166H94ZM105 167H103V166ZM124 165V166H123ZM133 165V166H132ZM140 165V166H139ZM93 166V167H92ZM102 166V167H101ZM119 166H120V168H119ZM136 166V168H134ZM139 166V167H138ZM2 166H0V170L1 169H3V178L5 177V174L7 173V176H8V174H9V172H7L9 169H10V166H9V168L8 169H6L5 167H2ZM95 167V168H94ZM121 167H123V169H121ZM200 167H198V169H203L204 170V168H200ZM92 169V171L90 172V170L89 169ZM104 168V169H103ZM138 168V169H137ZM89 171H87V170ZM95 169V170H94ZM99 169H102V170H99ZM131 169V170H130ZM7 170V171H6ZM114 170V171H115ZM139 170V171H138ZM49 171H51V169L49 168ZM94 171H97V172H95L94 173ZM99 171V172H98ZM120 172V173H119ZM129 172V173H128ZM136 172V173H135ZM5 173V174H4ZM52 173H53V171H52ZM88 173V174H87ZM94 173V174H93ZM81 174V173H80ZM81 174V175H82ZM90 174V175H89ZM88 175V176H87ZM95 175V176H94ZM105 175V174H104ZM122 175V176H121ZM121 176V177H120ZM124 176V177H123ZM16 177V176H15ZM13 178V180L15 179L16 181H19V180H17V178ZM92 177L96 180H92ZM96 177V178H95ZM12 177H9V179H11ZM88 178V179H87ZM98 178V179H97ZM110 178H112L111 176H110ZM120 178V179H119ZM124 178V179H123ZM129 178H131V177H129ZM48 179H50L49 181H51L52 180V177L50 178H48ZM5 180V179H4ZM54 180V179H53ZM90 181V182H89ZM92 181H93V183H92ZM123 181H124V184H123ZM95 182V183H94ZM78 183V182H77ZM78 183V184H79ZM91 183V184H90ZM96 183H97V185H96ZM99 183V184H98ZM106 183V184H105ZM93 184V185H92ZM91 185V186H90ZM104 185V186H103ZM81 187V186H80ZM83 187H81V188H83ZM80 188V189H81ZM190 188V191L191 192H194V189L192 188V187H189ZM110 189H112V190H110ZM89 190V191H88ZM107 190V191H106ZM114 190V191H113ZM211 190L213 191V192H217V190H218V188L216 187V186H211ZM93 192V193H92ZM102 192H105L104 194H102ZM111 192V193H110ZM52 193V195L53 196H57V194H56V192L55 191H52L51 192ZM86 193V194H85ZM97 193H99V194H97ZM119 193H120V195H119ZM83 194V195H82ZM94 194H97V195H95L94 196ZM23 197V199L24 200H26L27 199V197L26 196H24V195H22ZM83 196H84V198H87V200H88V202L86 201V199H83ZM121 196V197H120ZM26 197V198H25ZM34 198H35V196H33ZM90 197V198H91ZM112 197V198H113ZM33 198V199H34ZM107 198V199H106ZM94 199H93V201H94ZM79 200V201H78ZM81 201V202H80ZM5 201L1 198V196H0V204H2V203H4ZM96 202V201H95ZM95 202H91V204L92 203H94V205L92 204V206H91V204H90V207H95V206H97V202L95 203ZM103 204H101V206H98V214H96L95 215V218L96 217H103V213L102 212H105V210H107L106 209V207L103 205ZM104 207V208H103ZM81 208V209H82ZM101 208V209H100ZM80 209V210H81ZM86 209H83V210H85V211H83L82 210V213L80 212V210H79V213L77 212V210H75V212L77 213H75L74 215L76 216V218L78 219L79 218V220H78V225L80 224V222L82 221H84V222H89V221H91V222H93V219L89 216V214H87L86 215ZM100 210V211H99ZM102 211V212H101ZM246 212H248V213H251V214H257L258 213V210L257 209H253V208H247V211ZM12 213V212H11ZM83 214L85 215V217H86V221H85V217L83 216ZM80 216V217H77V216ZM82 216L84 217V218H82ZM88 218H91V220L89 219L88 220ZM80 219H81V221H80ZM84 219V220H83ZM106 219V218H105ZM104 219V220H105ZM230 226H229V228L230 229H234L233 228V226H235L236 227V229H238V225H239V220H236V219H234V218H230L229 220H227L226 221ZM81 224H83V223H81ZM107 223H105L103 226L101 225V227H108V225L110 226V225H112L113 223H109V224H107ZM104 232V230L102 229V231H101V234L100 233H97V231L96 232H94L93 233V235L96 237V238H99L101 235H102V233ZM107 232H109V231H107ZM105 233V232H104ZM106 234V233H105ZM93 235H91V236H93ZM97 235H98V237H97ZM90 237V236H89ZM173 238V237H172ZM174 238H176V237H174ZM240 239V238H239ZM171 240H173V239H168L167 241L168 242H171ZM176 242V244L177 245H180V243H182L183 241L182 240H176L175 241ZM154 247H157V245H155L154 244ZM174 248H175V246H173ZM173 247H166L165 249L166 250H164V249H162V252L163 253H165V257H167V255H168V257H172V256H177V258H179L180 259V261H181V263L182 264H188V263H190V261H191V259H192V257H191V254H190V252L185 248H183L182 247V249L183 250H180V249H178V248H175L174 249V251H172L173 250ZM260 248V249H262L263 250V252H262V255H264V248H261V247H264V227L260 230V231H258V232H253V233H251V234H249V235H247L246 237H244V238H241V240H236V243H235V245L233 246V252H234V260H236L237 258H239V261L238 262H232L233 264H241V257H243L242 256V251H244V250H247L248 248H250V250L251 249H254V248ZM167 248H170V249H168V250H170V253H169V251H167ZM161 249V248H160ZM165 251H167V252H165ZM180 251V252H179ZM185 251V252H184ZM174 252V253H173ZM179 252V253H178ZM167 253V254H166ZM180 253H184L183 255H185V253H186V258L184 257V256H182V255H179ZM188 253V254H187ZM172 254V255H171ZM188 255H190V257H191V259L189 260V256ZM97 256V255H96ZM137 255L135 254L134 256L133 255H121L119 258L120 259H122L123 261H124V263H122V262H120V261H118V260H116L115 261V264H136L135 263V260H136V257ZM106 257H108V259H104V260H102L99 264H114L112 261H111V259L109 258V255H106ZM153 257L154 256H152L151 258H149V259H153ZM185 259H184V258ZM189 260V261H187V260ZM184 261H186L185 263H184ZM88 262H90V263H92V264H98V262H97V260H95V259H91L90 261H88ZM157 264V263H156Z\"/></svg>",
	"mask_w": 264,
	"mask_h": 264
}]
</instances>
